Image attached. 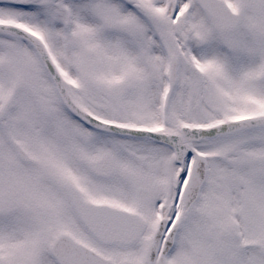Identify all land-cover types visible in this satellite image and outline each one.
Masks as SVG:
<instances>
[{
  "label": "flooded vegetation",
  "instance_id": "1",
  "mask_svg": "<svg viewBox=\"0 0 264 264\" xmlns=\"http://www.w3.org/2000/svg\"><path fill=\"white\" fill-rule=\"evenodd\" d=\"M221 1L218 15L229 30L197 0H182L204 17L199 33L212 50L192 43L193 52L181 55L186 63L175 87L164 95L165 75L154 80L144 70V81L137 74L132 80L107 68L106 60L102 67L92 62L81 68L80 53L64 52L78 21L90 23L83 14L99 8L97 0H0V24L11 26L0 30V264H59L50 246L60 235L116 264H148L133 256L145 254L162 219L166 231L178 218L189 225L193 208L182 215L180 195L193 155L177 164L168 145L97 130L66 107L73 104L95 122L162 127L171 134L160 106L162 99L170 104L173 93L184 97L186 124L241 127L180 143L204 156L200 205L218 221L210 226L217 236H204L197 249L210 264H264V0ZM26 32L46 51L38 53L21 36ZM173 101L178 108L177 95ZM75 191L83 203L100 208L95 221L111 219L112 208L136 213L143 225L138 240L128 246L99 242L81 222ZM214 247L217 260L209 254Z\"/></svg>",
  "mask_w": 264,
  "mask_h": 264
},
{
  "label": "rangeland",
  "instance_id": "2",
  "mask_svg": "<svg viewBox=\"0 0 264 264\" xmlns=\"http://www.w3.org/2000/svg\"><path fill=\"white\" fill-rule=\"evenodd\" d=\"M175 1L182 8L177 14L173 12L174 8L169 7L170 0H97L98 7L101 9L92 8L83 14V16H90V23L86 24V20L83 18L78 21L75 33L82 43L79 52L96 55L105 54V57L111 62L110 67L112 69L121 70V72L128 73L130 76L137 74L141 82L144 81V70H146L144 60L147 57L158 61L161 70L167 68L166 60H162V54L157 50L160 49L162 53H167L170 49V44L166 39L167 32H176L178 36L186 33L185 38H192L187 33L198 31L199 23L205 20L200 11L194 6L187 4L188 7L185 9L182 0ZM136 6L140 7L137 8ZM181 12H184L183 15H179ZM124 13L126 17H124ZM105 17L114 23L115 27L111 31L105 25ZM179 19L188 21L190 26L188 32L185 28H173V21ZM194 38L197 42L202 43L199 37L194 36ZM200 38L203 41L202 47L210 43L209 38ZM196 48H199V46H196ZM68 50L77 51L73 44L65 45V51ZM131 78L134 79L133 76ZM174 95H177L180 100L178 108L173 101ZM169 99L171 101L167 105L161 101L160 113L162 117L167 118V122H165L169 124L167 128L177 130L181 127V124L189 121L185 116L184 97L173 93ZM198 218L194 215L192 225L187 227H184L185 222H183L182 227L184 229L182 228L178 234L176 246L171 256L174 264H191V251L196 249L197 241L206 235L211 236L208 233L209 226L216 224L217 221L206 220L205 217L201 218L200 216ZM187 235L189 241L186 244L185 240L187 238L185 237ZM211 237L215 236L212 235ZM82 239L87 240V238ZM211 250L212 256L217 260V257H215L216 247ZM135 257L138 260L140 258L139 253H136Z\"/></svg>",
  "mask_w": 264,
  "mask_h": 264
},
{
  "label": "water",
  "instance_id": "3",
  "mask_svg": "<svg viewBox=\"0 0 264 264\" xmlns=\"http://www.w3.org/2000/svg\"><path fill=\"white\" fill-rule=\"evenodd\" d=\"M34 45L38 48L39 51L41 50L38 45H36V44H34ZM177 66H178V56H175V57L172 58V63H171V69H172L174 75L176 74V70L175 69H177ZM186 130H187L186 127L182 128V131H183L182 133H186ZM197 131H198V129H194L193 130V132L195 134L197 133ZM160 139L168 144V143H173L174 139L176 141L177 138L169 137V136H162ZM193 173H194V175H193L194 176L193 184H191L192 186H189L190 187L189 195L191 196V198L189 200V203H191V204H193L195 202V200L197 198V195L199 193V189L201 188V185H202L201 183L203 182V180H202L203 166L200 165V168L198 170H195ZM191 204H189V206ZM133 234H134L133 230H128V232H127V234L125 236V239L128 240L131 237V235H133ZM167 247H168L167 250L169 248H171V244H168ZM167 250L162 254V257H164V255L167 253ZM83 252H84V250H83ZM56 254H58V252H56ZM201 260H203V259L199 258V257L198 258L196 257L195 264H203V262ZM88 262L89 261H81V263H79V264H87Z\"/></svg>",
  "mask_w": 264,
  "mask_h": 264
},
{
  "label": "bare ground",
  "instance_id": "4",
  "mask_svg": "<svg viewBox=\"0 0 264 264\" xmlns=\"http://www.w3.org/2000/svg\"><path fill=\"white\" fill-rule=\"evenodd\" d=\"M123 15H124V17H126V14L125 13Z\"/></svg>",
  "mask_w": 264,
  "mask_h": 264
}]
</instances>
